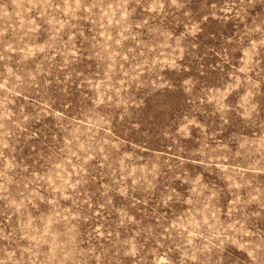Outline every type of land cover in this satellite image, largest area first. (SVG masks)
I'll return each instance as SVG.
<instances>
[{"label": "rangeland", "instance_id": "obj_1", "mask_svg": "<svg viewBox=\"0 0 264 264\" xmlns=\"http://www.w3.org/2000/svg\"><path fill=\"white\" fill-rule=\"evenodd\" d=\"M0 264H264V0H0Z\"/></svg>", "mask_w": 264, "mask_h": 264}]
</instances>
